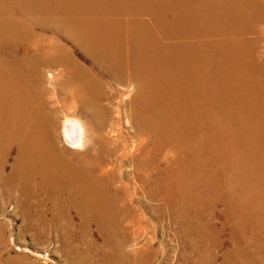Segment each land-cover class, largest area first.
Returning <instances> with one entry per match:
<instances>
[{"label": "rangeland", "instance_id": "obj_1", "mask_svg": "<svg viewBox=\"0 0 264 264\" xmlns=\"http://www.w3.org/2000/svg\"><path fill=\"white\" fill-rule=\"evenodd\" d=\"M18 1L0 0V20L35 32L61 21L60 16L26 13L28 9ZM76 1L85 5V0ZM92 1L100 12L104 7L112 11L97 17L104 25L118 26L126 69L130 68L131 54L140 55L142 46L154 53L159 45L169 52L173 45L186 46L196 62L191 61V67L199 69L193 74L198 83L194 95L213 89L215 101L219 92L210 71L211 56L222 54L229 60L233 58L230 51L241 49L244 57L262 64L264 76V0H252L257 10L246 7L242 18H236V4L224 5L223 0H191L188 8L180 0H165L169 6L164 2L159 6L155 0ZM34 5L39 11L45 9ZM161 11L168 22H172V14L178 23L189 14L190 28L182 33L179 30L176 36L162 35L156 18ZM129 23L139 26L144 35L134 33ZM76 56L89 66L80 53ZM182 63L185 68L190 66L186 58ZM145 68L152 72L150 65ZM166 70L175 76L171 67ZM90 72L103 84L107 100L103 99L102 105L108 114L103 125L96 118L86 136L103 135L107 139L103 138L104 147L114 149L111 166L104 167L113 190L112 209L101 219H91L85 212L82 216L70 213L67 207L64 210L69 209L72 221L59 218L52 223L47 221L50 208L43 203L39 211L46 220L42 228L36 221L35 232H30L21 229L22 219L13 203H5V197L0 196V264H264V78L257 86L258 99L243 94L251 103L246 108L231 105L230 119L222 125L217 119L221 113L207 110L208 122L202 133L194 128L189 135L183 133V143L178 146L174 137L179 118L172 91L161 109L154 95L136 88L126 70L122 83L94 68ZM47 74H42L44 80ZM186 81V71H182L185 92L177 106L181 115L186 114L181 108L187 106L191 114L194 112L195 102ZM42 87L48 96H56L45 83ZM53 105L45 111L47 117L55 118L53 129L60 132L55 135L62 140L60 149L101 156L104 152L93 145L87 150L78 146L70 149L65 144L60 126L63 112ZM70 112L69 117H76L73 110ZM77 119L85 129L84 119ZM157 135L161 136L158 142L154 140Z\"/></svg>", "mask_w": 264, "mask_h": 264}, {"label": "bare ground", "instance_id": "obj_2", "mask_svg": "<svg viewBox=\"0 0 264 264\" xmlns=\"http://www.w3.org/2000/svg\"><path fill=\"white\" fill-rule=\"evenodd\" d=\"M76 2V0L18 1L28 9L23 8L26 13L32 11L31 13H40L45 17H61V21L56 23L57 26L46 27L40 32L0 20V196L5 197V203H13L22 219L23 231L35 232L36 221L40 227L43 225L46 219L41 210L39 211V206L43 203H47L50 208L47 221L52 223L59 218L72 221L73 218L71 219L68 214L69 209L70 213L80 216L85 212L91 219H101L100 217L112 209L113 190L111 191L108 186L107 180L110 175L104 171V167L111 166L110 160L114 149L104 147L103 135L96 134L92 139L86 136L91 125L94 127V120L100 119L103 125L104 115L108 114L107 107L102 105L103 99L107 100V94L101 80L91 74V68L118 83L124 80L122 73L126 70L136 88L145 95H154L161 109L164 108L162 105L166 102V95L172 91L175 97L176 116L179 118L174 137L178 146L183 143L180 139L183 133L189 135L193 128L202 133V126L205 127L208 122L207 110L220 112L221 115L219 117L217 115V119L222 125L224 120L228 122L230 119L231 105L246 108V105L251 103L243 94L258 99L257 86L264 78L262 64L253 61L249 56L244 57L241 49H233L230 51L233 58L229 60L222 54L209 58L212 79L215 80L214 86L216 85L219 92L216 101L213 89L204 90V96L196 95L197 93L194 95L196 88L194 85L198 83H195L196 77L193 74L199 69L191 67V61L194 59L189 55V49L182 45H173L171 54L163 45H159L155 53L149 49L145 50L142 46L140 55L136 57L131 54L130 68L126 69L121 38L117 32L118 26L104 25L97 17L103 14V11H107L104 14L112 11L104 7L100 12L92 0H85V5L82 6ZM155 2L159 6H162L163 2L166 4L165 0ZM36 3L38 6H44V11H39L34 5ZM180 3L188 8L191 0H180ZM222 4H236L238 13L236 18H242L246 7L252 11L257 10L252 0H223ZM171 5H174V2ZM158 14L157 24L162 35L168 36L172 33L176 36L190 28L189 14L187 19L181 20L180 23L178 18H174V14L172 22L163 20L162 11ZM84 20L88 23H83ZM178 24L181 25L179 29ZM129 26L134 33L144 35L140 33L139 26L136 28L134 23H129ZM47 29H50L48 33ZM78 53L89 61L88 67L78 59L76 56ZM184 58L190 64L187 68L182 63ZM145 65L152 67L151 73H148ZM168 67L172 68L174 77L166 74ZM55 69L57 73H54ZM182 71H186L187 88L192 95L190 99L195 102L193 114L190 106L186 109L181 108V112L186 113L184 115H181L180 108L177 107L179 101L181 102V93L185 92L181 85ZM43 73L45 75L48 73V79H43ZM155 77L158 79L155 80ZM43 83L50 87V94L56 96H48L42 87ZM253 93L255 95H252ZM233 94L235 99L232 98ZM42 103H46L47 107ZM54 103L60 112H63L64 117L60 126L65 144L70 149L78 146L86 147L87 150L93 145L95 150L100 149L104 152L101 156L91 157L84 152L60 149L62 146L59 142L62 140L55 137L58 133L60 135V132L53 129L55 118L47 117L45 111V108L51 109ZM154 107L155 105L152 106ZM148 108L151 109L150 105ZM71 110L77 118L84 119L85 129L76 117H69ZM132 112L135 120V106ZM160 138V135L154 136L156 142ZM139 149L143 150V146ZM134 158L130 157L131 161ZM154 179L156 181V178ZM67 207L69 209L65 211Z\"/></svg>", "mask_w": 264, "mask_h": 264}]
</instances>
